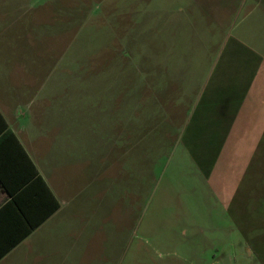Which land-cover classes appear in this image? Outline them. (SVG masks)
I'll return each mask as SVG.
<instances>
[{
	"label": "crops",
	"instance_id": "1",
	"mask_svg": "<svg viewBox=\"0 0 264 264\" xmlns=\"http://www.w3.org/2000/svg\"><path fill=\"white\" fill-rule=\"evenodd\" d=\"M34 9L29 0H0V264H100L113 244L108 230L101 242V225L117 198L107 197L102 217L96 200L117 181L118 146L131 149L155 127L149 98L134 94L125 71L109 72L124 83L119 90L99 74H70L63 43L46 35L54 14L21 23ZM201 20L183 43L160 30V116L168 123L157 139L174 138L229 209L252 161L264 160V55L254 26L231 30L210 56L215 29ZM38 31L39 40L27 34Z\"/></svg>",
	"mask_w": 264,
	"mask_h": 264
},
{
	"label": "rangeland",
	"instance_id": "2",
	"mask_svg": "<svg viewBox=\"0 0 264 264\" xmlns=\"http://www.w3.org/2000/svg\"><path fill=\"white\" fill-rule=\"evenodd\" d=\"M29 2L36 9L23 16L21 23L31 18L35 22L30 25L40 23L44 19L43 14L38 18L41 11H47L48 21L54 14L46 35L54 43H63L58 52L63 51V58L69 60L70 74L79 71L86 79L99 74L110 89L113 83L119 90L124 83L113 82L109 72L113 68L114 75L125 71L134 94L149 98L147 122L155 127H150L146 138L131 149L118 146L122 158L112 167L117 181L111 193L103 192L96 200V210L102 217L107 197L111 194L117 198L110 218L101 225V242L108 230L113 244L109 256L102 254L100 264H264L263 156L252 161L227 209L194 175L174 138L166 139L165 144L157 139L168 123L160 116V30L164 34L168 30L176 32L177 40L183 43L191 35L195 39V29L202 25L203 17L215 29L211 36L213 56L231 30L237 35L243 27L252 31L256 26V41L261 43L264 55V0ZM41 4L43 8H37ZM27 34L36 35L38 40L41 35L39 31ZM90 87L86 82L85 88ZM120 121L118 136L123 127ZM170 131L172 135L174 130Z\"/></svg>",
	"mask_w": 264,
	"mask_h": 264
}]
</instances>
